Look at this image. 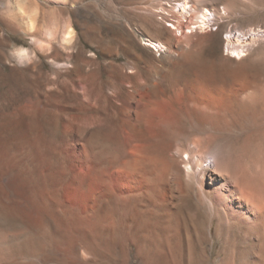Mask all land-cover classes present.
<instances>
[{
  "label": "rangeland",
  "instance_id": "1",
  "mask_svg": "<svg viewBox=\"0 0 264 264\" xmlns=\"http://www.w3.org/2000/svg\"><path fill=\"white\" fill-rule=\"evenodd\" d=\"M9 1L0 0V264H264V228L257 233L218 215L185 173L182 189L174 176L167 178L173 199L164 226L133 218L134 206L144 211L148 204L127 200L114 171L115 138L99 134L102 92L114 102L113 87L129 86L133 68L135 76L147 75L152 69L142 38L166 42L158 21L172 29L168 21L174 20L154 19L148 0H63L53 6L26 0L27 15L37 21L31 33ZM228 10H211L206 26L195 19L188 29L184 20L177 39L200 50L215 70L227 55L228 37L234 43L246 37L250 50L240 69L255 85L248 114L228 125L186 122L165 136L163 146L214 150L224 167L231 161L232 169L248 171L246 183L264 194V0H230ZM67 28L70 46L46 42V30L60 36ZM19 49L33 58L19 64L13 58ZM236 67L230 66L231 74ZM148 113L165 116L152 108ZM176 156L187 171L188 155ZM77 174L81 186L73 183ZM105 185L117 192L114 200L105 197Z\"/></svg>",
  "mask_w": 264,
  "mask_h": 264
},
{
  "label": "bare ground",
  "instance_id": "2",
  "mask_svg": "<svg viewBox=\"0 0 264 264\" xmlns=\"http://www.w3.org/2000/svg\"><path fill=\"white\" fill-rule=\"evenodd\" d=\"M25 1L11 0L8 8L31 32L36 27V20L27 15L29 13L27 9L25 10ZM39 1L51 6L63 3V0ZM148 2L151 12L149 14L154 16V19L162 17L167 20L171 17L174 20L168 21L172 23V29L163 27L158 21L157 28L167 32V40L162 42L143 36L142 42L146 47L143 51L151 62L152 70L140 77L134 75L138 70L131 68V75L126 77L129 86L113 87L114 102L112 97L102 92L103 104L99 109V134L102 133L103 137L115 138L117 144L115 151L117 162L114 171L119 178L120 189L125 190L128 201L139 199L148 204L144 205V211H141L139 207L134 206L132 209L129 206L132 209L133 218H146L147 221H156L155 227L164 226L173 199L167 178L174 176L173 182L177 188L182 189L184 187L182 175L185 173L187 183H198L201 194L211 201L218 215L237 221L258 233L264 228V194L261 186L253 185V180L252 186L246 183L248 171L232 169L231 161L224 167L219 153L210 149L200 152V145H191L187 151L181 149L172 151L163 146L165 136L176 129L184 128L186 122L217 125L235 123L240 116L247 113L246 105L253 100L251 89L253 90L252 87L255 86H253L254 80L252 81V77L250 78L240 69L250 50L244 35L236 38L237 43H234L228 37L229 35L227 36V55L223 56L215 70L211 61L204 60L200 50H188L181 40L177 39V36L184 35L185 21L189 23L188 29L191 28L192 21L195 19H201V24L206 26L214 12L220 13L221 8L226 13L229 11L230 0H148ZM176 8H179L178 13H175ZM255 34H252L254 39ZM44 36H46V42L51 45L58 42V44L70 46L73 42L69 28L60 36L55 30H46ZM33 42L41 44L35 39ZM176 45L177 49H175ZM69 46H65V49H69ZM52 47L55 49V46ZM30 53L26 49H19L14 52L13 58L19 64H25L33 58L30 57ZM232 64L239 66L233 74L230 71ZM149 108L157 109L165 116L156 119L148 113ZM72 125L67 126V129L71 130ZM174 152L178 156L188 155L187 171L180 168L179 158ZM79 175L73 178L74 185L82 183V177ZM103 192L109 199L114 200L117 196V192L107 185L104 186ZM154 213L156 219L151 220L150 214Z\"/></svg>",
  "mask_w": 264,
  "mask_h": 264
}]
</instances>
